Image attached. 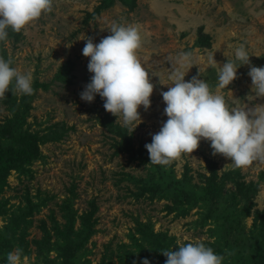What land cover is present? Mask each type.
I'll return each instance as SVG.
<instances>
[{
    "label": "rangeland",
    "instance_id": "obj_1",
    "mask_svg": "<svg viewBox=\"0 0 264 264\" xmlns=\"http://www.w3.org/2000/svg\"><path fill=\"white\" fill-rule=\"evenodd\" d=\"M113 22L140 27L138 56L154 85L133 131L98 94L80 97L92 75L83 38L98 43ZM241 44L264 66V0H54L52 12L9 30L0 56L31 71L34 92L0 99V155L19 156L0 162V264L16 247L24 264H63L66 242L81 244L73 264H164L162 250L197 241L224 264H264V162L235 168L203 138L168 166L150 163L145 148L167 120L161 91L181 53L191 54L185 80L205 79L229 106L264 104L248 99L249 65L216 87L208 58L223 65Z\"/></svg>",
    "mask_w": 264,
    "mask_h": 264
},
{
    "label": "clouds",
    "instance_id": "obj_2",
    "mask_svg": "<svg viewBox=\"0 0 264 264\" xmlns=\"http://www.w3.org/2000/svg\"><path fill=\"white\" fill-rule=\"evenodd\" d=\"M53 4L54 0H0V43L7 42L9 30L19 33L43 14L52 12ZM108 30L111 34L98 43L83 38L82 54L89 58L87 69L92 75L80 97L92 102L98 94L104 100L105 110L117 119L122 118L123 124L133 131L140 123L138 108L150 107L154 89L149 69L138 56L144 37L135 24L113 22ZM190 57V53H181L176 58V67L168 77L172 83L167 91H161L167 120L152 134L151 142L145 144L150 163L168 166L182 154L197 149L202 138L210 141L213 155L230 158L235 168L264 162V104L229 106L205 79L193 76L185 80L188 71L184 69L191 64ZM249 57L243 44L235 48L234 59H227L223 65L217 63L214 55L210 56L209 65L219 66L217 89L228 88L237 78V69L249 65L247 74L254 96L248 99L264 97V66L251 65ZM11 65V59L0 56V99L9 91L32 95L31 71L22 72ZM161 252L167 257L164 264H224L225 260L224 255L199 241ZM24 259V250L16 247L6 254L4 264H24ZM141 264L151 262L143 258Z\"/></svg>",
    "mask_w": 264,
    "mask_h": 264
},
{
    "label": "trees",
    "instance_id": "obj_3",
    "mask_svg": "<svg viewBox=\"0 0 264 264\" xmlns=\"http://www.w3.org/2000/svg\"><path fill=\"white\" fill-rule=\"evenodd\" d=\"M207 40H208V37L206 38H201L199 39V42H201L202 44H208L207 43ZM5 132L6 134L9 133V128H5ZM30 150L33 154H35V152H37V145L33 144V148L30 147ZM129 150L130 152H133L132 149H127ZM18 155L15 154L14 150L13 149H8V150H4L3 151V154L0 155V162L2 159H5V160H8L7 162L11 161V160H16L18 159ZM6 162V163H7ZM210 166L212 167L213 166V162L211 160L208 159L207 161ZM7 164H0V168H5ZM81 244L80 243H76V245H72L70 242H66L64 248H63V260H62V263L63 264H73L74 263V256H75V252L80 248Z\"/></svg>",
    "mask_w": 264,
    "mask_h": 264
}]
</instances>
